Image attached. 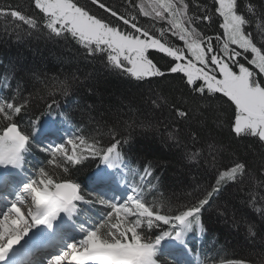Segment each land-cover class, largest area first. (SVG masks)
<instances>
[{
	"label": "snow or ice",
	"instance_id": "6c2138e0",
	"mask_svg": "<svg viewBox=\"0 0 264 264\" xmlns=\"http://www.w3.org/2000/svg\"><path fill=\"white\" fill-rule=\"evenodd\" d=\"M0 22L17 39L63 41L77 58L148 84L145 103L167 112V139L190 142L184 159L212 168L182 202L157 196L160 177L133 154L130 132L150 120L129 106L128 120L117 113L72 131L71 112L59 126L32 118L70 97L67 78L28 97L18 84L0 96V264H216L195 241L205 208L233 188L259 213L249 235L264 233V0H6ZM3 86L12 87L7 78ZM209 111L227 143L204 135ZM34 150L43 160L30 168ZM94 160L103 167L86 189L73 172Z\"/></svg>",
	"mask_w": 264,
	"mask_h": 264
},
{
	"label": "trees",
	"instance_id": "16d2710c",
	"mask_svg": "<svg viewBox=\"0 0 264 264\" xmlns=\"http://www.w3.org/2000/svg\"><path fill=\"white\" fill-rule=\"evenodd\" d=\"M11 2L25 4V0ZM259 23L261 21L257 19L253 29ZM6 78L11 82V89L3 86ZM53 78L61 81L67 78L70 81V97L68 99L61 97L60 106L50 115L46 109L34 111L33 119L40 117L42 120L57 123L58 117L63 113L71 112L74 114L71 125L74 129L77 126L94 129V121L101 117L102 123H107L119 113L121 120H128L126 114L129 113L131 106L134 119L150 120L154 125L135 126L130 132L134 139L133 154L145 164L152 162L155 175L160 177L157 196L162 193L166 198L176 201L177 197H186L197 183L204 185L211 180L210 162L201 161L197 164L184 159V153L193 150L190 142L187 145L183 142L177 145L167 139L168 133L164 129L167 112H153L145 103L149 94L148 84L138 86V82L129 81L117 72L105 70L99 62L89 63L77 58L71 47L63 41L53 42L38 36L26 35L17 39L15 35L5 33L0 22V96H8L10 92L15 94L19 84L24 96L28 97L29 93H39L46 86L44 81L46 79L51 81ZM152 87H155V83ZM33 107L36 108L35 105ZM205 118L207 128L204 135L215 136L217 140L227 143V129L221 130L216 127L210 111L205 113ZM27 119L25 116V120ZM224 157L222 163L226 164L228 153H225ZM28 160L30 168L39 166L43 154L34 150ZM217 163L219 165L221 161L218 160ZM100 167L103 165L99 160L86 161L79 171L73 172L72 178L83 186L85 176ZM246 195L237 192L235 188L230 189V194L226 198H217L212 206L206 207L203 212L206 231L195 243L202 249L204 257L214 259L216 264L232 258L246 259L248 264H261L264 260V233L249 235L247 230L249 224H256L260 220V216L246 203Z\"/></svg>",
	"mask_w": 264,
	"mask_h": 264
},
{
	"label": "rangeland",
	"instance_id": "374dc122",
	"mask_svg": "<svg viewBox=\"0 0 264 264\" xmlns=\"http://www.w3.org/2000/svg\"><path fill=\"white\" fill-rule=\"evenodd\" d=\"M56 124H57V126H59V122H57ZM69 134H71V132H70ZM61 135H64V133L61 132ZM45 143H47V141H45ZM91 178H92V177H91ZM91 178L88 179L87 188H88V187H91Z\"/></svg>",
	"mask_w": 264,
	"mask_h": 264
},
{
	"label": "flooded vegetation",
	"instance_id": "af4514ba",
	"mask_svg": "<svg viewBox=\"0 0 264 264\" xmlns=\"http://www.w3.org/2000/svg\"><path fill=\"white\" fill-rule=\"evenodd\" d=\"M163 61V60H162ZM162 61H161V65L163 66V63H162Z\"/></svg>",
	"mask_w": 264,
	"mask_h": 264
},
{
	"label": "bare ground",
	"instance_id": "6f19581e",
	"mask_svg": "<svg viewBox=\"0 0 264 264\" xmlns=\"http://www.w3.org/2000/svg\"><path fill=\"white\" fill-rule=\"evenodd\" d=\"M52 137H50V139H51Z\"/></svg>",
	"mask_w": 264,
	"mask_h": 264
}]
</instances>
